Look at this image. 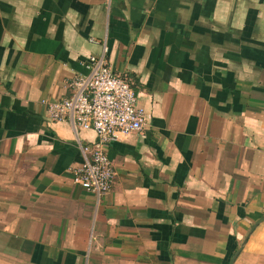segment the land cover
Wrapping results in <instances>:
<instances>
[{
  "label": "crops",
  "instance_id": "0c3cea01",
  "mask_svg": "<svg viewBox=\"0 0 264 264\" xmlns=\"http://www.w3.org/2000/svg\"><path fill=\"white\" fill-rule=\"evenodd\" d=\"M92 55L147 120L101 196L45 103ZM263 216L264 0H0V264H264Z\"/></svg>",
  "mask_w": 264,
  "mask_h": 264
},
{
  "label": "built area",
  "instance_id": "2783aa9c",
  "mask_svg": "<svg viewBox=\"0 0 264 264\" xmlns=\"http://www.w3.org/2000/svg\"><path fill=\"white\" fill-rule=\"evenodd\" d=\"M88 67V74L71 79L68 96L45 103L51 121H70L75 129L96 131L97 140L83 146L85 160L75 180L101 196L111 191L116 174L107 146L120 135L141 132L147 120L131 81L115 73L104 55L90 56Z\"/></svg>",
  "mask_w": 264,
  "mask_h": 264
},
{
  "label": "water",
  "instance_id": "95a60500",
  "mask_svg": "<svg viewBox=\"0 0 264 264\" xmlns=\"http://www.w3.org/2000/svg\"><path fill=\"white\" fill-rule=\"evenodd\" d=\"M263 221H264V216L261 217L260 219H258V220L255 222V224L253 225L252 231H253V230H254V229H255V228H256L261 222H263ZM236 256H237V255H235V256L230 260L229 264H233V263H234Z\"/></svg>",
  "mask_w": 264,
  "mask_h": 264
}]
</instances>
